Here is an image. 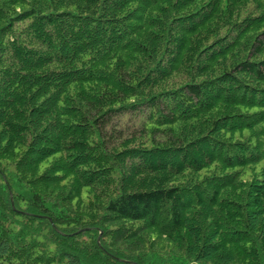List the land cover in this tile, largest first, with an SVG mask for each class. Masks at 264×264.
<instances>
[{
    "label": "trees",
    "instance_id": "16d2710c",
    "mask_svg": "<svg viewBox=\"0 0 264 264\" xmlns=\"http://www.w3.org/2000/svg\"><path fill=\"white\" fill-rule=\"evenodd\" d=\"M0 264H264V0H0Z\"/></svg>",
    "mask_w": 264,
    "mask_h": 264
}]
</instances>
